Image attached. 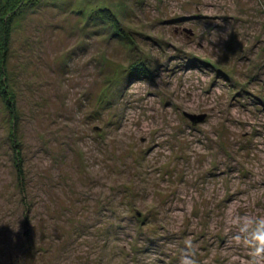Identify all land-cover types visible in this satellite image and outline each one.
<instances>
[{
    "label": "rangeland",
    "instance_id": "rangeland-1",
    "mask_svg": "<svg viewBox=\"0 0 264 264\" xmlns=\"http://www.w3.org/2000/svg\"><path fill=\"white\" fill-rule=\"evenodd\" d=\"M26 2L0 264H264V0Z\"/></svg>",
    "mask_w": 264,
    "mask_h": 264
},
{
    "label": "trees",
    "instance_id": "trees-1",
    "mask_svg": "<svg viewBox=\"0 0 264 264\" xmlns=\"http://www.w3.org/2000/svg\"><path fill=\"white\" fill-rule=\"evenodd\" d=\"M26 0H0V98L5 101L6 107L9 111V123L11 124L12 132L10 133L12 138V144L14 148V164L17 168V175L19 178V183L24 187L25 185V171L22 164V146L15 132L17 130V125L19 122V112L16 106V95L13 92V88L10 85V76L7 70V61H8V50L9 43L12 36V26L11 22L14 20L18 14L23 10V5H26ZM21 5V6H20ZM108 9H100V14L102 18L108 17L113 21V23L118 27L117 30L121 34L122 31L118 19L111 15V12L107 13ZM113 18V19H112ZM124 35V34H122ZM8 49V50H7ZM144 64V63H143ZM26 198V196H24Z\"/></svg>",
    "mask_w": 264,
    "mask_h": 264
},
{
    "label": "clouds",
    "instance_id": "clouds-1",
    "mask_svg": "<svg viewBox=\"0 0 264 264\" xmlns=\"http://www.w3.org/2000/svg\"><path fill=\"white\" fill-rule=\"evenodd\" d=\"M253 240H255L258 245L253 255L259 256L261 253H264V231H257L254 233ZM182 264H188V261H182Z\"/></svg>",
    "mask_w": 264,
    "mask_h": 264
},
{
    "label": "water",
    "instance_id": "water-1",
    "mask_svg": "<svg viewBox=\"0 0 264 264\" xmlns=\"http://www.w3.org/2000/svg\"><path fill=\"white\" fill-rule=\"evenodd\" d=\"M186 116L189 117L194 124L201 122L204 119V116L202 115L186 113Z\"/></svg>",
    "mask_w": 264,
    "mask_h": 264
}]
</instances>
